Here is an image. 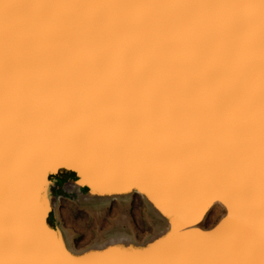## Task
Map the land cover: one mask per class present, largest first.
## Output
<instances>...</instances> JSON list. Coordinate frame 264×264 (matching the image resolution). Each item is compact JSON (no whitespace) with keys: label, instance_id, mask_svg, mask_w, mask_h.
Instances as JSON below:
<instances>
[{"label":"snow or ice","instance_id":"obj_1","mask_svg":"<svg viewBox=\"0 0 264 264\" xmlns=\"http://www.w3.org/2000/svg\"><path fill=\"white\" fill-rule=\"evenodd\" d=\"M57 173L157 235L71 252ZM0 264H264V0H0Z\"/></svg>","mask_w":264,"mask_h":264},{"label":"rangeland","instance_id":"obj_2","mask_svg":"<svg viewBox=\"0 0 264 264\" xmlns=\"http://www.w3.org/2000/svg\"><path fill=\"white\" fill-rule=\"evenodd\" d=\"M62 176L64 175H61L60 178ZM49 199L52 200L50 210L54 207L57 208L54 222L59 221L64 226L69 241L78 248L87 247L96 241L104 240L105 233L116 219L126 226L127 233L125 235L137 236L136 238L142 240V238L150 234L149 227L153 223V218L149 216L146 206L141 207L138 196L115 200L110 203L84 202L80 190H77L75 197L60 195L56 201L50 196ZM210 214L207 218L208 222L213 219L214 214Z\"/></svg>","mask_w":264,"mask_h":264},{"label":"water","instance_id":"obj_3","mask_svg":"<svg viewBox=\"0 0 264 264\" xmlns=\"http://www.w3.org/2000/svg\"><path fill=\"white\" fill-rule=\"evenodd\" d=\"M64 172H67L68 170H63ZM57 179L55 181H53L51 183V185L49 186V196L53 198L54 201H56V199L58 200V196L55 194V189L58 187V183H59V177L61 175H63V173H57ZM72 178H70L68 181H70ZM68 181H66L65 183H67ZM65 185V184H64ZM77 190H83L84 188H86L84 194L86 193H89L92 195L90 196V199L88 201L90 202H109V201H114L116 199H126L128 197H131L133 194H138V195H141V197L145 200V202L147 203V205L149 207L150 206V203L147 199V197L143 194V193H140L139 191H134V192H129V193H106L104 195H99V194H95L93 192L90 191V188H88L87 186L83 185L81 187H76L74 186ZM73 187V188H74ZM57 204V203H56ZM55 206V204H54ZM211 207L208 208L205 212V217L207 218L208 215L210 214L211 212ZM57 212V208L54 207L52 208L50 211H49V214H48V220L51 218V216H55V213ZM217 223V222H216ZM215 223V224H216ZM215 224L211 227H208L207 226V230H211L212 227L215 226ZM49 227L52 228V230H61L63 232V236L65 237V240H66V245L69 247V250L73 253H76V254H83L85 252H87L88 250L90 249H93V248H96V249H99V248H102L104 246V244H100L99 246L98 245H94V246H89V248L87 249H84L82 251H77L76 249H72V247L70 246V241L68 239V235L66 233V230L65 228L62 226V224L58 221L56 223H52L51 221L49 222ZM204 230V229H202ZM124 240V239H123ZM124 241H127V242H130V243H133V244H144L146 241H136V240H128V239H125Z\"/></svg>","mask_w":264,"mask_h":264},{"label":"bare ground","instance_id":"obj_4","mask_svg":"<svg viewBox=\"0 0 264 264\" xmlns=\"http://www.w3.org/2000/svg\"><path fill=\"white\" fill-rule=\"evenodd\" d=\"M81 186H83V185H76V187H81ZM86 186V185H85ZM88 186V188H90V191L92 192V189H91V185H87ZM73 189H76L75 187L73 188ZM72 189V190H73ZM77 190V189H76ZM82 190H80V193H81V197H82V199H83V201L84 202H89L88 200L90 199V196H92L91 194H90V192L89 193H86V194H84L83 192H81ZM49 190H48V195H49ZM83 193V194H82ZM133 196H136V194H133L131 197H128V198H132ZM141 196V195H140ZM143 199V198H142ZM116 200H120V199H116ZM144 200V199H143ZM115 201V200H114ZM80 202H81V200H80ZM110 202H112V201H109V203ZM144 202H145V200H144ZM52 204V200L51 199H49V204ZM90 204V203H89ZM103 204V203H102ZM145 204V206H146V208H147V210L149 211V209H150V207L147 205V203L145 202L144 203ZM111 206V205H110ZM131 206H133V204H131ZM115 207V206H114ZM97 210V209H96ZM210 213H213L212 215H213V219H211L209 222H208V224H207V226L208 227H211V226H213L220 218H222V211H221V208H216L215 210H213V209H211V212ZM211 215V214H210ZM107 216V215H106ZM108 217V216H107ZM120 217V216H119ZM211 217V216H210ZM111 218V217H110ZM208 218V217H207ZM206 218V219H207ZM116 219V218H115ZM117 220V219H116ZM120 221V220H119ZM104 226H105V224H104ZM64 227V226H63ZM97 230V229H96ZM99 231V230H98ZM56 232H58V233H61V234H63V232L61 231V230H57ZM67 233V232H66ZM69 234V233H68ZM150 235H152V236H155V235H157V233L155 232V231H152L149 235H147L146 237H144V238H142V240L140 239V238H136V237H133V236H130V235H123V236H121V237H119V239H120V241L121 242H124V240L125 239H128V240H136V241H146V240H148V238H149V236ZM145 236V235H144ZM124 239V240H123ZM75 242V241H74ZM106 242H112V243H115L116 242V238H114V237H112V238H109L108 239V241H106V239H104V240H102V241H96V242H94V243H92L91 245H89V246H94V245H100V244H104V243H106ZM70 244V246L72 247V249H76L77 251H82V250H84V249H87V248H89V246H87V247H80V248H78L77 246H74L73 244H72V242H70L69 243Z\"/></svg>","mask_w":264,"mask_h":264},{"label":"trees","instance_id":"obj_5","mask_svg":"<svg viewBox=\"0 0 264 264\" xmlns=\"http://www.w3.org/2000/svg\"><path fill=\"white\" fill-rule=\"evenodd\" d=\"M60 178V177H59ZM70 178H72V176H62L60 179H59V183H58V187L55 189V194L57 195V196H60V195H68V196H76L77 195V190L76 189H74V190H72V191H70V192H68V191H65V188H64V184H65V182L66 181H68ZM85 190H86V188H84L81 192H85ZM136 196H138V198H139V204L141 205V207H144L145 206V204H144V201H143V199H142V197L140 196V195H136ZM50 221L54 224L55 222H54V217L53 216H51V218H50Z\"/></svg>","mask_w":264,"mask_h":264}]
</instances>
